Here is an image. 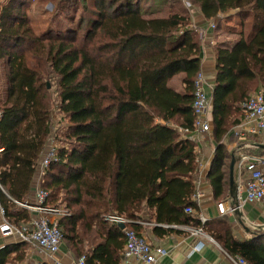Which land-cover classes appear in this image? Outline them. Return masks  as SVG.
Listing matches in <instances>:
<instances>
[{
  "label": "trees",
  "instance_id": "obj_1",
  "mask_svg": "<svg viewBox=\"0 0 264 264\" xmlns=\"http://www.w3.org/2000/svg\"><path fill=\"white\" fill-rule=\"evenodd\" d=\"M36 1L56 2L8 0L0 13L6 82L0 99V202L6 216L16 224L30 218L16 201H26L34 190L38 162L54 134L60 145L43 187L49 204L69 212L60 226L77 258L120 264L125 230L106 219L118 214L139 235L136 222L145 216L157 224L202 228L231 256L264 264V232L240 236L228 217L202 222L193 201L198 153L178 129L194 127L195 80L201 71L202 42L191 28L190 10L155 17L143 0H59L54 14L43 19L42 10L36 21L31 9ZM188 1L217 26L226 11L238 10L242 19L234 45L215 48L211 103L218 145L207 178L215 199L223 200L230 186L223 137L243 120L250 94L264 90V0ZM180 76L182 90L172 84ZM48 81L57 87L56 105ZM56 108L67 118L58 129ZM188 206L193 212L185 211ZM153 230L176 231L159 225ZM25 246L0 248V264L23 262Z\"/></svg>",
  "mask_w": 264,
  "mask_h": 264
},
{
  "label": "built area",
  "instance_id": "obj_2",
  "mask_svg": "<svg viewBox=\"0 0 264 264\" xmlns=\"http://www.w3.org/2000/svg\"><path fill=\"white\" fill-rule=\"evenodd\" d=\"M6 0H0V13L5 5ZM224 13V12H223ZM226 14V13H225ZM219 19L224 18V14ZM215 20H211V25L215 26ZM208 86L213 89L206 80L202 71L198 73L195 80V99L194 113L195 122L193 129L179 127L182 138L190 139L196 144V151L199 154L201 148L209 139L212 131V122L210 118L211 98L208 95ZM244 116L243 120L236 125L230 133V140L237 146L239 141L247 139L250 135H260L264 133V90H258L248 97L243 104ZM2 112L0 111V118ZM57 141L54 134L48 139V148L38 162L35 180V189L33 196L24 202H17L18 206L30 213V218L20 224L12 222L6 216V210L0 206V237L11 238V243H26L34 246L39 252H48L55 254L59 252L63 245V229L60 226V219L69 212L64 206H54L48 203L49 192L43 187L44 175L51 163L57 159ZM0 147V153L3 151ZM199 169L203 168V163L197 160ZM237 172V199L241 212L246 203H259L264 207V153L253 154L241 151L236 162ZM202 176L199 175L198 188L193 195V201L200 205L204 192L201 191ZM1 187V185H0ZM2 188V187H1ZM221 202V209L225 211ZM235 208L231 205L227 212L234 214ZM186 212H193V208L188 206ZM244 216V213H243ZM246 222L252 228L264 227V224L256 223L248 220L244 216ZM106 219L113 223L130 222L128 218L118 214H110ZM202 222L206 218L200 216ZM125 244L121 250V264H132L133 259H137L147 264H155L161 257L168 254L165 247L154 245L145 235H139L131 228H125ZM194 235L203 233L202 228L191 229ZM213 239V238H212ZM5 246V245H4ZM203 242L199 241L195 249H201ZM233 264H248L242 256H231ZM74 264H87L86 257L76 258Z\"/></svg>",
  "mask_w": 264,
  "mask_h": 264
},
{
  "label": "crops",
  "instance_id": "obj_3",
  "mask_svg": "<svg viewBox=\"0 0 264 264\" xmlns=\"http://www.w3.org/2000/svg\"><path fill=\"white\" fill-rule=\"evenodd\" d=\"M190 13L192 24L198 29H200V33L202 34L200 36L202 40L201 71L204 74L208 83L210 85H213L214 87L217 74L215 48L219 44H228V46L234 45V43L239 39V34L237 33V30L235 32L228 31L227 33H223V26L221 25V23L219 24V26L213 27L211 25V20L205 18L204 15L196 7L190 9ZM223 14L225 18H232V16H234L235 23H239L240 21L241 25L242 19L238 10H230L224 13H220L219 17H222ZM237 16L239 19H237ZM230 28H235V26L232 25ZM223 34L234 35V37H229ZM178 89L182 90V86ZM207 91L212 102L213 89L208 86ZM209 115L211 118V122H213L212 107L210 109ZM231 132L232 130H230L229 133L224 136L222 140L223 143L226 144L227 149L229 151L230 163L232 156L235 155L238 158L241 151H246L248 153L253 154L264 153V147L261 146L264 145V133L260 135H250L247 137V139L239 141V144L235 146V144L230 140ZM217 145L218 143L214 137L212 128V131L209 134V139L206 141L205 145L201 148L200 153L198 154V160L202 161L203 163L202 169H199L198 163V172L199 175L202 176L200 188L201 191L204 192V196L201 198L199 205V217L202 215L206 218V220L228 217L232 225L235 226L236 232L240 236L251 237V235L253 234L250 233V231H247L244 226L239 223V215L235 212L234 214L227 212L228 207H230L231 205L234 206V201L231 197L230 186L229 196L226 199L216 200L214 197L213 188L207 178V174L210 170L211 162L215 155ZM36 179L37 177L35 174L34 189ZM33 194L34 190L30 193L29 197L33 196ZM221 201H223L222 205L225 211L221 209ZM0 206H2L1 202ZM243 213L244 216L248 218V220L264 224V207L261 204L246 203L243 208ZM1 220L2 218L0 216V221ZM136 224H139L141 234L147 236L154 245L165 247L168 250V254L166 256L161 257L155 264H233L230 258V254H228L214 238L212 239L211 235L207 231L204 230L203 233L199 235H194L192 233L191 229H197L198 227H193L189 225L169 226L164 224H157L155 223L153 218H149L148 216H145L140 221H137ZM155 225H159L165 228L172 227L176 231L160 235L153 230ZM260 228L264 227H257L258 230H256V228L251 227V230L259 231ZM11 241V238L0 237V248H2L6 244L11 243ZM199 241L203 242V246L201 247V249L196 250L195 246ZM24 254V264H74V261L77 258L74 252L66 243L62 245L61 250L55 254H50L48 252L41 253L37 249H35L34 246L26 244ZM132 264L147 263H144L137 259H133Z\"/></svg>",
  "mask_w": 264,
  "mask_h": 264
},
{
  "label": "rangeland",
  "instance_id": "obj_4",
  "mask_svg": "<svg viewBox=\"0 0 264 264\" xmlns=\"http://www.w3.org/2000/svg\"><path fill=\"white\" fill-rule=\"evenodd\" d=\"M58 1L59 0H56V2H52V1H49V2L48 1H45V2H38V1L33 2L32 6H31L32 12L34 14V15H32L33 18L36 19V21H37V18H39L37 14L39 13V14L42 15V10H44L46 12L47 16L45 18H43V19H48L47 18L48 15H52V14L55 13V9L57 7L56 3H58ZM5 2L7 3L8 0H6ZM143 2H144V4H143L144 8L151 9L153 11L152 12V16H155V17L156 16H166L171 11H184V10H186V8L189 9V10L193 9V6H191V4L189 3L188 0H143ZM81 10H82V8L77 9V11L74 14V15H76V16H74L77 19L76 21H78V18L80 16ZM41 17H43V16H41ZM229 18H225L224 17V19L220 20L221 21V25L223 26V33H227L228 31H230L229 28L232 25L235 26V31L236 30L240 31V29H241L240 21H239V23H237V22L235 23V21H234L235 17L234 16H232V18L231 17H229ZM237 19H239L238 16H237ZM214 22H215V26L214 27H216L218 21L215 20ZM74 25H70L69 24L67 27H71V26H74ZM191 28L196 30L199 33L200 36L202 35L200 33L201 32L200 29L195 27L193 24H192ZM230 32H232V31H230ZM223 35H226V36H229V37H234V35H228V34H223ZM235 36H237V35H235ZM200 39H201V37H200ZM201 42H202V40H201ZM3 69L4 68L2 66H0V99L5 98V95H6L5 94L6 93V82H5V78H4ZM172 84L175 87H177V88H181V86H182L181 77L175 78L172 81ZM47 85H48V87L50 89L49 94H50L51 102H52L53 105H56V103H57V101L59 99L58 98L57 87H56V85L54 83H53V86L51 87V82L50 81L47 82ZM53 122L55 123V127H54L55 129L62 128L64 125H66L67 118L63 114H61L58 111V109L56 108V109H54V112H53ZM59 145H60V143L57 142V146H59ZM256 230H258V229L256 228ZM259 230L263 232L264 228H260ZM64 244H65V240H63V245ZM21 249L25 250L26 246L21 248ZM24 263H25V261H23L21 263L16 262V264H24Z\"/></svg>",
  "mask_w": 264,
  "mask_h": 264
},
{
  "label": "water",
  "instance_id": "obj_5",
  "mask_svg": "<svg viewBox=\"0 0 264 264\" xmlns=\"http://www.w3.org/2000/svg\"><path fill=\"white\" fill-rule=\"evenodd\" d=\"M264 147V145H261ZM237 157L235 155L232 156L231 159V163H230V169H229V178H230V191H231V197L232 200L234 201V210L235 213H237L239 215L238 217V221L240 224H242L244 226V228L247 231L251 230L250 225L246 222L243 213L241 212L240 208H239V204H238V199H237V172H236V162H237ZM119 226L122 229L126 228V224L125 223H120ZM264 232V231H263Z\"/></svg>",
  "mask_w": 264,
  "mask_h": 264
}]
</instances>
